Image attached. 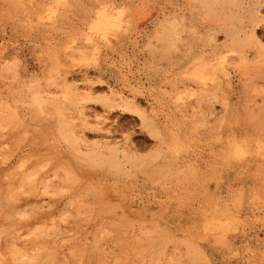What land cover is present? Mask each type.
Masks as SVG:
<instances>
[{"label": "rangeland", "instance_id": "374dc122", "mask_svg": "<svg viewBox=\"0 0 264 264\" xmlns=\"http://www.w3.org/2000/svg\"><path fill=\"white\" fill-rule=\"evenodd\" d=\"M263 32L264 0H0V264H143L157 236L155 264H264ZM158 153L156 182L125 160ZM93 189L125 227L76 209Z\"/></svg>", "mask_w": 264, "mask_h": 264}, {"label": "bare ground", "instance_id": "6f19581e", "mask_svg": "<svg viewBox=\"0 0 264 264\" xmlns=\"http://www.w3.org/2000/svg\"><path fill=\"white\" fill-rule=\"evenodd\" d=\"M168 30L167 29H163L162 30V33L163 34H168V32H167ZM171 33V32H170ZM262 33V32H261ZM264 33V32H263ZM163 34H161L162 36H163ZM262 35H264V34H262ZM164 37V36H163ZM168 37V36H167ZM162 39V38H161ZM160 40V39H159ZM165 40V39H164ZM164 40H160L161 41V44H162V42L164 41ZM245 40V39H244ZM166 41V40H165ZM262 41V40H261ZM164 43V42H163ZM242 43V44H241ZM240 44L241 45H243V41L241 42ZM258 43V42H257ZM159 45V44H158ZM167 47H168V45H167ZM264 48V47H263ZM245 65H246V63H244ZM248 66V65H247ZM247 66L244 68V71L246 70V72H248L249 71V68H247ZM263 69V68H262ZM252 71H253V69H252ZM251 73V72H250ZM248 74V73H247ZM257 75H255V72L253 73V75H255V78H257V76H258V73H256ZM261 74H263V73H261ZM253 75H251L250 74V76L252 77ZM259 76H260V73H259ZM248 78H249V76H248ZM247 78V79H248ZM254 78V77H253ZM246 79V80H247ZM250 79V78H249ZM252 79V78H251ZM250 79V80H251ZM246 82H249V81H246ZM246 84V86L248 85L247 83H245ZM38 85V84H37ZM250 86V85H249ZM260 90V89H259ZM262 92H263V90H262ZM259 94H262V93H260V91L258 92ZM192 94V93H191ZM30 100V102L32 103H35V102H38V99L36 98V97H33V99H29ZM59 102H63L64 101V99H61V100H58ZM31 104V106H33L34 104ZM34 107H36V106H34ZM37 110H38V107H37ZM5 112H8V109H5V108H0V118H1V115L3 114V113H5ZM208 112H210L209 111V109H208ZM244 115H245V119H244V125H245V127L248 129V130H250V129H253V127L252 126H254V124H255V122L251 119V118H255V117H258V116H260L261 117V119H259V123L260 124H264V101H263V104H262V106L260 107V108H258V109H252V110H249L248 111V113L247 112H245L244 113ZM209 116V115H208ZM238 118V117H237ZM7 122V121H6ZM8 122H10V121H8ZM2 123H3V121H2V119H0V125H2ZM204 123V122H203ZM57 128H58V131H59V133L61 134V136L65 139V140H67V141H69V143H70V147H71V150L74 152V153H78L79 152V144L73 139V135L67 130V131H65L64 129H62V127H61V124H57ZM249 143V142H248ZM262 145V144H261ZM225 151V150H224ZM235 153V152H234ZM233 153V154H234ZM110 155H109V159H107V160H104V159H102L101 158V152L100 151H91V152H89L86 156H84L83 155V158L85 159V160H87V161H89V162H92V163H97V164H99L100 166H102V167H104V168H106V169H109V170H111V172L112 173H117V174H120V173H123L124 172V174H126V172L124 171V168H123V165H121L119 162H117V160L115 159V156H114V154H113V152H110L109 153ZM161 153H158L156 156H151V157H144V158H141V157H134V156H129V155H126L125 156V160H126V162L129 164V167H130V169H133L134 171H136V170H141V173L142 174H144V175H146L147 177H149V178H154V181L156 182V181H159V180H161V179H165V178H168V176H166V173L163 171V169L162 168H159V167H157L156 166V160H159V155H160ZM81 156V155H80ZM161 156V155H160ZM228 156L229 155H227V158H228ZM82 157V156H81ZM226 160V159H225ZM184 168V167H183ZM40 170H42V169H40ZM194 170V169H193ZM15 171V170H14ZM70 173V172H69ZM64 174V176H61L63 179L62 180H64L63 182H67L68 180H70L69 179V175L71 174ZM35 174H36V172H35ZM34 174V172H33V175H35ZM183 174H184V172H183ZM63 175V174H62ZM73 175V174H72ZM181 175V174H180ZM180 175H179V173H175L174 175H172V178H179L180 177ZM27 176V175H26ZM57 176V175H56ZM171 176L169 175V178H170ZM7 178V177H6ZM32 178V177H31ZM28 179H29V177H28ZM5 180V179H4ZM26 180V179H25ZM28 182H30V181H28ZM65 182V183H66ZM69 182V181H68ZM67 182V183H68ZM43 183V182H42ZM70 183V182H69ZM71 183H72V181H71ZM51 187V186H50ZM35 189V188H34ZM196 189V188H195ZM14 190H16V189H14ZM92 194H90V195H92V196H90V197H88V198H86V199H84V198H81L77 203H75V206H76V209L79 211V210H82V209H85V212L86 213H88L90 216H89V220H92L93 218H95L97 215H99V214H101V213H104V214H106V215H108V220L106 221V224H108V225H110L111 227H113V228H120V230L122 229V227L124 226H126V222H125V219H124V215L123 214H121L120 212V210L119 211H116V208L115 209H113V210H111V209H108L107 207H104L103 205H101L102 203H100L101 201H100V199H101V195L100 194H98V192L95 190V189H93L92 190ZM31 194H32V192H30ZM1 194V193H0ZM27 194H29V193H27ZM193 194V193H192ZM50 195V194H49ZM53 195V194H52ZM191 195V194H190ZM3 199V198H2ZM33 199V198H32ZM193 200V199H192ZM7 201V200H6ZM1 202V201H0ZM2 203V202H1ZM5 203V202H4ZM3 203V204H4ZM108 205V204H107ZM33 206V205H32ZM18 210V209H17ZM18 211H20V210H18ZM83 211V210H82ZM16 212V211H15ZM28 212V211H27ZM17 213V212H16ZM29 213V212H28ZM13 214V213H12ZM30 214V213H29ZM88 214H86V217H87V215ZM4 216V215H3ZM14 216V215H13ZM15 218H16V216H14ZM23 217V216H22ZM79 217V216H78ZM17 218H18V216H17ZM24 218H25V216H24ZM80 218V217H79ZM7 219V218H6ZM20 218H18V220H19ZM22 219V218H21ZM20 219V220H21ZM61 221H64V219L61 217ZM75 224H78L77 222H74ZM51 224V226H55V223L54 222H52V223H50ZM39 230V229H38ZM41 230V229H40ZM39 230V231H40ZM49 231V230H48ZM45 232V231H44ZM43 232V233H44ZM56 232V231H55ZM46 233V232H45ZM44 233V234H45ZM57 233V232H56ZM125 233V232H124ZM164 233V232H163ZM3 233H2V231L0 230V235H2ZM37 234H38V232H37ZM108 235H106V237H107ZM36 237V236H35ZM88 237H91V236H88ZM38 238H40V237H38ZM21 239V238H20ZM97 239V238H96ZM121 239V238H120ZM116 240V242L118 241V243H119V246L121 247V259H123L122 261L123 262H121V263H124V262H126L125 261V259L127 258V257H129V254H130V252H129V249H128V246H127V244H125L124 243V241L123 240H117V239H115ZM131 240V239H130ZM60 241H62V240H60ZM128 241H129V239H128ZM132 241H134V240H132ZM131 241V242H132ZM126 242H127V240H126ZM149 243H147V244H144V245H142L141 246V248H140V250H139V253L137 254V258H138V260L141 262V263H143V264H155V260H154V258H155V255L158 253V249H159V247L161 246V241H160V238L157 236L156 238H154V239H151L150 241H148ZM118 245V244H117ZM46 249V248H45ZM132 249V248H131ZM47 252H48V250H46ZM138 251V250H137ZM38 252H39V250H38ZM43 252V251H42ZM41 252V253H42ZM45 252V251H44ZM44 254H46V253H44ZM43 254V255H44ZM52 255V254H51ZM83 255V254H82ZM89 255H91V254H89ZM40 256H41V254H40ZM46 256V255H45ZM88 256V255H87ZM93 256V255H92ZM127 256V257H126ZM44 257V256H43ZM43 257H41V258H43ZM94 257V256H93ZM126 257V258H125ZM40 257H39V259H41ZM92 258V257H91ZM193 258V257H192ZM83 259H85V258H83ZM95 259H97V258H95ZM100 260H101V257L99 258ZM98 259V261L97 260H94V259H91V260H89V259H86V260H84L85 262H86V264H92V261L94 260V262L95 263H98V264H103V263H100V260ZM12 255L10 254V257L8 258V261H10V262H12ZM24 260H26V259H24ZM23 260V261H24ZM35 260H37V259H35ZM105 261H106V259H104ZM118 260H119V257H118ZM127 260V259H126ZM4 260H0V263H2ZM7 261V260H6ZM7 261V262H8ZM104 261V262H105ZM112 261H113V259H112ZM115 261H117L116 260V258H115ZM120 261V260H119ZM22 262V261H21ZM30 262H32V261H30ZM102 262H103V258H102ZM139 262V263H140ZM39 263V262H38ZM121 263H119V264H121ZM26 264H30L28 261H26ZM34 264H35V261H34ZM106 264V263H105Z\"/></svg>", "mask_w": 264, "mask_h": 264}]
</instances>
